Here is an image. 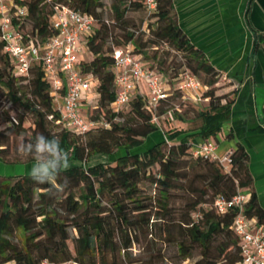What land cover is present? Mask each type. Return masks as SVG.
Masks as SVG:
<instances>
[{"label":"trees","instance_id":"1","mask_svg":"<svg viewBox=\"0 0 264 264\" xmlns=\"http://www.w3.org/2000/svg\"><path fill=\"white\" fill-rule=\"evenodd\" d=\"M252 1L246 0L243 9V21L251 37L247 61L258 51L264 55V29L256 30L248 19ZM12 2L24 6L26 13L19 21L11 22L34 42L54 32L49 17L55 4H65L95 19L85 42L89 57L80 58L78 65L81 72L90 73L97 81V97L88 106L86 116L104 119L108 125L73 133L53 124L47 119L48 114H56L48 83L37 67L31 69L28 79L15 75L0 40V90L22 109L16 117L0 111V161L9 163L4 159L9 141L5 130L12 129L14 133L28 132L21 145L27 161L36 160L38 145H42L49 149V159L54 163L46 168L37 166L29 173L0 175V264H40L43 258L54 262L72 259L83 264H127L133 261L125 260L128 248L138 241L145 254L141 263L155 264L161 257L155 238L174 244L179 261L196 253L193 264H242L238 240L230 229L232 211L219 213L209 204L216 196L228 198L236 189L249 190L247 154L235 144L230 149L231 163L226 173L216 161L192 156L189 151L190 144L197 141L194 136L204 138L220 131L229 118L240 79L230 77L233 81L219 85L220 72L177 26L171 0H155L149 15L143 12V0H110L108 18L101 15V0ZM130 11L142 13L140 26L144 19H151L145 20L147 32L139 30V25H129L126 14ZM113 28L120 33H113ZM127 42L133 52L141 54L142 62L155 68L170 85V94L154 108L156 116L168 119L165 114L169 110L179 116L180 107L169 104L171 98L175 96L180 103L190 101L181 99L174 87L178 73L184 67L195 76L201 85L200 101L206 102L195 113L199 120L195 127L160 128L150 121L152 109L137 93L123 107L126 115H121L123 108L112 111L110 51ZM159 42L183 54V66L176 72L169 71L172 67L165 72L146 62L142 48L156 50ZM52 127L58 130L52 132ZM159 128L160 139L151 140L150 135ZM79 135H86L84 141H78ZM93 155L106 159L90 164L88 160ZM143 179L156 190L155 196L144 197L145 202L137 186ZM173 190H180L184 196L176 207L169 205ZM249 192L246 213L264 222V211Z\"/></svg>","mask_w":264,"mask_h":264},{"label":"built area","instance_id":"2","mask_svg":"<svg viewBox=\"0 0 264 264\" xmlns=\"http://www.w3.org/2000/svg\"><path fill=\"white\" fill-rule=\"evenodd\" d=\"M155 8V0H143V12L149 15ZM26 13L25 7L12 0H0V40L2 51L13 63V73L27 77L33 67L40 71L42 79L48 83L51 103L55 116L47 115L56 126L73 133H84L95 127L108 125L104 119H91L81 115L82 103L89 106L95 101L96 79L90 73L80 71L78 52L83 47L95 19L65 4L52 6L49 24L54 31L40 42L19 29L11 20L19 21ZM144 19L139 30L147 32ZM87 51V50H86ZM112 58L113 99L111 109L114 112L123 108L133 93L141 95L149 109H152L150 121L157 123L158 116L154 108L160 100L170 94V85L155 68L142 62L141 54L133 52L127 42L110 51ZM174 87L180 98L192 102L200 100L201 85L195 76L181 67ZM169 110L165 115H170ZM161 117V116H160ZM192 156H202L216 161L223 172H228L231 158L230 150L218 155L215 143L206 137L192 142L189 147ZM250 192L248 189H236L228 198L216 196L209 204L215 211H232L230 229L238 240V249L242 264H264V222L254 215L246 213V204ZM203 206H207L206 204ZM40 264H83L67 259L49 261L41 259Z\"/></svg>","mask_w":264,"mask_h":264},{"label":"crops","instance_id":"3","mask_svg":"<svg viewBox=\"0 0 264 264\" xmlns=\"http://www.w3.org/2000/svg\"><path fill=\"white\" fill-rule=\"evenodd\" d=\"M245 2L171 0L177 26L220 72L221 79H240L229 118L222 123L219 132L207 137L214 139L218 155L234 148L235 144L243 147L251 179L249 190L264 211V55L258 51L253 59L246 60L251 37L243 21ZM248 19L256 30L264 29V0L251 2ZM81 105L82 108L86 103ZM167 117L171 119L172 114ZM156 124L159 126L158 120ZM160 135L159 128L150 135V139L159 140ZM194 139L203 138L194 136Z\"/></svg>","mask_w":264,"mask_h":264},{"label":"rangeland","instance_id":"4","mask_svg":"<svg viewBox=\"0 0 264 264\" xmlns=\"http://www.w3.org/2000/svg\"><path fill=\"white\" fill-rule=\"evenodd\" d=\"M110 0H101L103 7L101 11V15L103 18H108L109 12H108V3ZM142 13L138 11H130L126 14V17L128 19L129 25L134 26H140ZM112 32L115 34L120 33V30L118 28H113ZM143 40V39H142ZM142 43V42H141ZM156 50H151L148 47H143L142 51L146 54V62L151 63L152 65L158 66L160 69H162L165 72H168L169 67L172 69L169 70L170 72H176L182 65L184 58L183 54L181 52H177L170 48L165 43H158L156 45ZM154 54V56H153ZM79 58H87L89 57V53L83 48H80V51L78 52ZM200 79L203 78L201 74L198 75ZM31 77V74L28 75L27 79ZM27 79L22 81L21 83H26ZM225 80H220L219 85L223 86L225 84ZM218 92H221V90H218ZM190 100H187V102ZM173 105H178L180 107V113L179 116L172 115L171 119H165L163 116H161L158 119L159 127L162 129L167 128H180V127H188L193 128L195 127L199 120L196 118L195 113L198 109H200L203 105L206 104V102L202 101H190L189 103H180L179 99H177L175 96L171 98L170 103ZM83 109H79V112L81 115H86V113L89 112V107L83 105ZM4 110L6 111L7 115H13L16 117V115H20L22 113V109L19 108V106L8 99L5 92L0 90V111ZM127 109L123 108L121 115L122 117L126 115ZM26 120L31 121V117L29 114H25ZM178 117L182 119L181 121H186L185 124H179ZM122 118L120 117L119 120ZM1 122V118H0ZM57 127H52L51 131L55 132L57 131ZM28 132H20V133H14L12 129H6L5 134L8 135L9 141L6 146L5 150V157L4 159L7 160L5 162L0 161V175L8 176L13 174H21V173H29L34 171L37 166L39 168H46L48 164L51 163V165H54L53 162L49 159V155L51 154L49 149L44 148L42 145H38V152L34 156L36 160L27 161L25 159L24 154L22 153V142L24 140L25 135H27ZM86 138V135H79L78 141L82 142ZM212 141L214 139L210 137ZM114 157V156H112ZM106 157L102 155H93L89 158L88 163L92 164L97 161L105 160ZM14 160V161H13ZM14 162V163H11ZM65 164V163H64ZM139 189V195L143 198V201L145 202L146 199L144 197L147 196H155L156 190L154 189V186L149 183L147 180H140L137 184ZM75 189L74 191H76ZM180 190H173L171 192L170 198H169V205L171 207H176L177 205H180L183 202V194ZM185 195V194H184ZM70 235H73V230L69 229ZM152 236L153 232L151 233ZM156 243V246L159 248V255L161 256L159 260L155 264H193L195 259H197L196 253H193L192 256L189 258H186L184 260H177L175 256V245L171 243L161 242L158 238H155L153 240ZM70 246V243H69ZM145 254L141 250V241H138L137 243H133L130 248H128V252L125 255V260H133L131 263L127 264H143L141 263V260L143 259V256ZM134 259H138L135 260ZM154 264V262H153Z\"/></svg>","mask_w":264,"mask_h":264},{"label":"water","instance_id":"5","mask_svg":"<svg viewBox=\"0 0 264 264\" xmlns=\"http://www.w3.org/2000/svg\"><path fill=\"white\" fill-rule=\"evenodd\" d=\"M180 29V28H179ZM181 30V29H180ZM184 34V33H183ZM193 45V44H192ZM195 47V46H194ZM198 49V48H197ZM199 50V49H198Z\"/></svg>","mask_w":264,"mask_h":264}]
</instances>
